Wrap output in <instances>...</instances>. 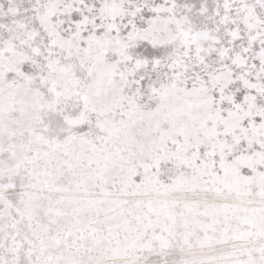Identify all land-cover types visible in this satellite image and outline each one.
I'll use <instances>...</instances> for the list:
<instances>
[{
    "label": "snow or ice",
    "instance_id": "obj_1",
    "mask_svg": "<svg viewBox=\"0 0 264 264\" xmlns=\"http://www.w3.org/2000/svg\"><path fill=\"white\" fill-rule=\"evenodd\" d=\"M0 264H264V0H0Z\"/></svg>",
    "mask_w": 264,
    "mask_h": 264
}]
</instances>
